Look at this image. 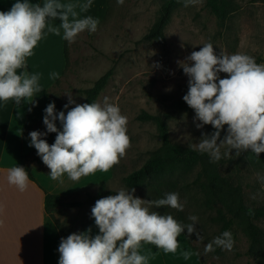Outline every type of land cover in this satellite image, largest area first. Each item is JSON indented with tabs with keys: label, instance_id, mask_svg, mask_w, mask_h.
Segmentation results:
<instances>
[{
	"label": "clouds",
	"instance_id": "obj_1",
	"mask_svg": "<svg viewBox=\"0 0 264 264\" xmlns=\"http://www.w3.org/2000/svg\"><path fill=\"white\" fill-rule=\"evenodd\" d=\"M201 2L183 0V5ZM116 3L123 6L125 0ZM90 7L88 0L81 5V11ZM74 8L73 4L60 0H44L35 5L29 0H16L7 11H0V101L14 100L20 105L43 91L40 74H28L26 69L27 59L45 35L61 36L72 44L81 33L97 31L99 19L80 16ZM56 20L60 21L58 26L52 24ZM178 64L188 77L187 93L182 99L194 111L193 124L197 129L205 125L214 129L210 134L202 132L194 150L207 154L212 163L231 158L233 153L236 157L245 152L256 157L264 153V63L240 52L217 55L209 42ZM18 70L24 71L18 74ZM59 75L52 72L49 78L59 79ZM64 95L68 98L63 106L66 114L64 110L57 112L55 103L50 102L43 116L46 131H31L29 146L36 149L50 169L51 179L61 183L65 174L71 181H78L97 171L108 172L131 147L127 117L108 97L103 98V103L79 104L72 94ZM70 105L74 106L69 108ZM48 133L56 134L51 145L42 138ZM7 181L20 191L30 182L28 172L21 166L7 170ZM134 192V188L122 187L115 195L97 199L91 208V218L98 231L91 234L89 228L61 238L58 264H147V257L140 253L142 244L154 245L167 254L176 252L178 237L185 230L187 235L203 239L195 228L197 216H189L191 223L183 224L171 214L152 210L183 211L184 203L178 193H165L163 198L153 201L141 199ZM234 243L232 233L225 230L205 245L204 251L214 252L216 248L232 251Z\"/></svg>",
	"mask_w": 264,
	"mask_h": 264
},
{
	"label": "rangeland",
	"instance_id": "obj_2",
	"mask_svg": "<svg viewBox=\"0 0 264 264\" xmlns=\"http://www.w3.org/2000/svg\"><path fill=\"white\" fill-rule=\"evenodd\" d=\"M236 2L238 9L223 24H219L205 5V0L189 7L182 3L165 27L164 43H160L141 39L155 18L159 0H125L123 6H118L116 0H109L107 13L97 31L92 34L83 32L75 43H67L64 73L49 90L56 100L58 112H67L63 108L68 102L64 94H72L76 103L81 104L84 97L81 90L91 86L97 77L112 67L113 73L96 102L103 103V98L108 97L109 102L119 106L121 114L128 119L127 135L131 139L126 156L112 168V177L105 185L87 187L75 194L74 198L83 202L79 224L91 214L97 199L108 196L94 197L96 192L111 190L110 195H115L122 187L131 189L122 184L121 177L140 167L159 146L155 124L139 120L137 116L141 111H170V101L185 94L188 77L183 74L179 61L210 42L217 55L220 52L229 55L240 52L255 57L257 63H264V0ZM220 76L223 78L224 74ZM194 115V111L171 113L167 125L173 143L193 147L199 142L202 132L210 134L214 131L210 125L197 129L193 124ZM226 159L225 171L241 184L245 201L249 205L264 207V169L248 165L234 153ZM196 174L197 169L178 177L177 185L184 181L189 184ZM134 189L135 196L156 200L147 187ZM171 192L179 194L181 203H184L183 211L171 208L152 210L162 215L171 214L177 221L178 215H182L186 224L191 223L189 216L198 217L195 228L203 239L198 240L193 234L192 243L203 264H260L248 252L249 243L240 218H235L230 229L235 242L233 250L216 248L214 252L205 253V245L223 233L214 221L215 207L207 205L202 193L193 185L176 186ZM78 210L77 207L65 208L55 216L62 221L76 215ZM256 222L264 230V216Z\"/></svg>",
	"mask_w": 264,
	"mask_h": 264
},
{
	"label": "trees",
	"instance_id": "obj_3",
	"mask_svg": "<svg viewBox=\"0 0 264 264\" xmlns=\"http://www.w3.org/2000/svg\"><path fill=\"white\" fill-rule=\"evenodd\" d=\"M182 3L183 0H159L155 18L141 39L147 41L157 40L160 43H164L165 27L170 22L174 11ZM205 5L217 18L219 24H223L238 9L236 0H205ZM64 56L67 64L68 50L66 41H64ZM112 73L113 68L110 67L97 77L91 86L83 88L81 92L84 97L81 104L96 102L97 97L106 86ZM58 80L56 79L52 85L44 90L45 96H49V90L57 84ZM186 93L187 89L185 91ZM183 96L170 101L168 105L170 111L163 113L141 111L138 114L137 118L139 120L151 121L155 124L160 144L151 152L140 167L122 176L121 182L129 188L147 187L151 192L152 198L156 200L163 198L165 193L171 192L176 186L183 188L189 184L195 186L202 193L206 204L215 207L216 214L214 221L220 226L222 232L225 230L230 231L235 222V218L241 219L242 228L249 243L248 252L258 263L264 264V230L256 222L264 216V207L249 205L245 201L241 184L234 181L233 177L225 171V164L228 161L226 158L221 159L218 163H212L207 154H201L191 146L173 143L169 138L167 120L171 113L176 111H193L183 101ZM38 126H41L44 132L46 131L43 118H30L26 120L22 127V135L30 138L29 133L35 131ZM57 127L59 128V122H57ZM55 135V133H48L45 136L47 143L50 145L54 143ZM240 158L252 167L264 169V153L256 157L251 152H245L240 155ZM20 163L21 167L28 172L29 179L33 181H35L31 175L33 168L50 173V169L47 168L41 158L36 154V149L29 153H22L20 155ZM196 169L197 174L189 184L184 181V183L177 185L176 180L178 177H183ZM106 182L98 181L87 184L71 195H61L44 191V210L52 218L61 234H79L90 223L91 214L88 215L83 223L79 224V216L83 202L74 198L75 193L77 194L82 189L95 185L102 187ZM110 194H112L111 190L98 191L94 197ZM71 207H77L79 209L76 215L62 221L57 219L55 216L56 212ZM178 219L179 222L186 224L182 215H178ZM184 235L197 253V249L192 243V235H187L186 230ZM200 264H203L201 259Z\"/></svg>",
	"mask_w": 264,
	"mask_h": 264
},
{
	"label": "crops",
	"instance_id": "obj_4",
	"mask_svg": "<svg viewBox=\"0 0 264 264\" xmlns=\"http://www.w3.org/2000/svg\"><path fill=\"white\" fill-rule=\"evenodd\" d=\"M16 0H0V11H7ZM33 5L42 4L44 0H29ZM88 0H60V3H71L80 16H92L101 21L107 10L108 0H91V7L81 11V5ZM59 20L53 21L58 26ZM66 59L64 56V40L51 33L38 43L34 54L27 59V73L40 74L39 83L43 91L16 105L14 100L0 101V264H58L57 251L61 234L52 218L43 207L44 191L71 195L79 188L98 181H108L113 169L108 172L97 171L78 181H71L65 174L59 180H52L50 173L33 168L24 191L7 181V170L21 166L20 155L34 150L30 147V138L22 135V127L30 118H43L44 109L56 100L44 95V90L56 80L49 78L50 73L58 72L59 78L64 73ZM24 70H18L20 74ZM29 109H31L29 111ZM44 132L41 126L35 131ZM46 139V137H42ZM76 194V193H75ZM91 228V234L98 230L91 218L88 226L81 232ZM179 246L175 253H164L154 245L142 244L140 253L147 257V264H200V258L184 233L178 237Z\"/></svg>",
	"mask_w": 264,
	"mask_h": 264
}]
</instances>
